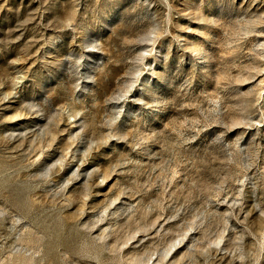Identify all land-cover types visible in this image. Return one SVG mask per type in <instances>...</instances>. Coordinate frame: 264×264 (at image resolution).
I'll return each instance as SVG.
<instances>
[{
    "label": "rangeland",
    "instance_id": "obj_1",
    "mask_svg": "<svg viewBox=\"0 0 264 264\" xmlns=\"http://www.w3.org/2000/svg\"><path fill=\"white\" fill-rule=\"evenodd\" d=\"M0 264H264V0H0Z\"/></svg>",
    "mask_w": 264,
    "mask_h": 264
}]
</instances>
